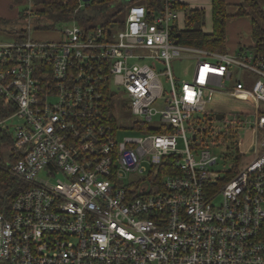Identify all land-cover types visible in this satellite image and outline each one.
I'll list each match as a JSON object with an SVG mask.
<instances>
[{
    "label": "built area",
    "instance_id": "1",
    "mask_svg": "<svg viewBox=\"0 0 264 264\" xmlns=\"http://www.w3.org/2000/svg\"><path fill=\"white\" fill-rule=\"evenodd\" d=\"M177 2L129 4L113 26L63 22L52 39L30 23L25 38L0 40V132L20 182L0 208V264H264V53L176 42ZM189 57L178 85L171 62ZM124 110L142 133L118 139ZM218 113L242 156L225 171L198 137ZM157 115L150 126L167 130H146Z\"/></svg>",
    "mask_w": 264,
    "mask_h": 264
},
{
    "label": "trees",
    "instance_id": "2",
    "mask_svg": "<svg viewBox=\"0 0 264 264\" xmlns=\"http://www.w3.org/2000/svg\"><path fill=\"white\" fill-rule=\"evenodd\" d=\"M25 0H13V3H20ZM81 0H32V19L31 22L35 28H53L56 25L76 20L86 28L90 29L96 25H112L119 19L117 15L124 11L127 5L132 3H143L149 11L160 10L163 6V0H90L80 6ZM177 6L185 11L184 27L175 26L172 31L173 39L181 44L197 46L201 48L227 51L226 36L227 23L230 17L248 15L251 18V35L254 44L251 49L264 53V7L260 0H239L232 3L228 0H212V31H206L205 10L203 8L191 7L187 3H181L179 0ZM232 6V9L230 7ZM28 7L19 11L17 19H11L0 15V29H11L15 21L28 17ZM17 23V22H16ZM32 26V25H31ZM113 26V25H112ZM7 27V28H6ZM11 32H16V38L23 39L27 35L26 27L21 26ZM245 48V47H240ZM115 99H108L107 105L112 110L115 107ZM0 114H3L0 108ZM115 123L116 118L112 116ZM204 134L210 135L214 148L224 145L228 150L235 142V133L233 127H226L222 130L214 131L209 123ZM146 130L157 132L166 131L167 128H152L149 124L145 126ZM210 129L212 132H210ZM11 136L3 135L0 132V208L8 210L12 201L20 190L19 180L10 172L8 161L14 158L10 154L8 144L12 143ZM239 156V155H238ZM237 156V158H239ZM165 161L160 165V171L157 176V182L162 181L166 174Z\"/></svg>",
    "mask_w": 264,
    "mask_h": 264
},
{
    "label": "rangeland",
    "instance_id": "3",
    "mask_svg": "<svg viewBox=\"0 0 264 264\" xmlns=\"http://www.w3.org/2000/svg\"><path fill=\"white\" fill-rule=\"evenodd\" d=\"M203 2H201L203 5H205V8L207 9V14H206V23H205V28H209L210 24H211V15H210V0H202ZM30 2L28 0H25L23 2L20 3H13V0H0V15L7 17V18H11V19H17L19 16V11H21L23 8L25 7H29ZM126 17V10L124 9L123 12L119 13L117 15V18L119 20H124ZM250 17V16H249ZM32 17H27L18 21H15L14 24L12 25H8V28L13 29L12 31L19 29L21 26L26 27V29H28V25L31 23V33L35 38L38 39H52V38H58L59 32L56 31L55 27L53 28H43V29H39V28H35L31 22ZM17 22V23H16ZM61 24V23H60ZM6 27V28H7ZM11 29H0V40L3 41H7V40H13L14 38H16V32H11ZM27 32L29 33V29L27 30ZM247 35H250L249 32H247ZM195 63V58L194 57H189V58H182V59H174L171 62V67H172V73L174 76V79L176 81V83L178 85H180L182 83L183 80H186L188 78H190L191 74H192V69ZM166 64L164 63H159L158 65V69L160 72L164 71L166 69ZM160 78L161 81L163 83L164 86V94L165 96H169L170 93V87H171V80L169 75L165 74V73H161L160 74ZM227 101V100H226ZM225 100L223 103H227ZM231 103H229L228 105L226 104L223 108L226 109L227 106H236L235 103H233V101H230ZM238 106H240V104H237ZM221 106V107H222ZM205 116L204 113L202 112H197L194 117L195 118H201L203 119ZM229 114H226V117L229 118ZM136 117L132 114V112L130 110H124L121 115H120V120L118 121V124L120 126V128L117 131V138L118 139H122L127 135H134V134H141L142 132L140 131H135L133 129L130 128V126L128 124L132 123L133 120ZM160 117L159 115H157L155 117L154 121H150L149 125L153 126V124L156 126L157 122L159 121ZM19 121L17 119H13L10 120L9 123H14L17 124ZM210 127L212 130L214 131H218L219 129H223L224 126V119H218V118H214L212 121H210ZM11 128L13 129L14 126H11ZM187 135L188 138L190 140V142L192 144H194V142L192 141V131L190 130V126L189 123H187ZM210 129V132H212ZM210 134V133H209ZM207 134L205 135L203 132H199L198 133V137H202V136H206L208 137V140L210 139V135ZM243 137H246V134H243ZM207 141V140H206ZM209 145L212 149L214 148V145H210L211 140L208 141ZM11 144V143H10ZM10 144H8V149L10 150L11 146ZM178 147L179 148H184L185 147V142H184V138L182 136L178 137ZM216 153L219 156V161H218V165L216 167L217 170H227L230 167H232L235 162L237 163L239 160H242V156L239 157L232 148L231 150H228L224 145L222 146H218L216 148H214ZM237 156L239 158H237ZM127 178V177H126ZM218 202V200H217Z\"/></svg>",
    "mask_w": 264,
    "mask_h": 264
},
{
    "label": "crops",
    "instance_id": "4",
    "mask_svg": "<svg viewBox=\"0 0 264 264\" xmlns=\"http://www.w3.org/2000/svg\"><path fill=\"white\" fill-rule=\"evenodd\" d=\"M181 3H187L191 7L203 8L205 10V23H206V14L207 9L205 5L201 2L202 0H179ZM229 2L235 3L239 0H228ZM210 2V15H211V24L209 28H205L206 31H212V0ZM180 9L179 18H178V26L184 27L185 24V11L184 9ZM232 9V6L230 7ZM251 18L248 15L244 16H233L230 17L227 23V36H226V50L228 52L234 53L237 52L240 47L251 48L254 44L253 37L251 35ZM249 32L250 35H247ZM224 104V105H223ZM226 107L225 103L218 101L217 107L220 109H224L223 106ZM222 106V107H221Z\"/></svg>",
    "mask_w": 264,
    "mask_h": 264
},
{
    "label": "water",
    "instance_id": "5",
    "mask_svg": "<svg viewBox=\"0 0 264 264\" xmlns=\"http://www.w3.org/2000/svg\"><path fill=\"white\" fill-rule=\"evenodd\" d=\"M84 1H90V0H84ZM260 2H261V5L264 7V0H260ZM223 116H224L223 113H218V114L216 115V117H217L218 119H221ZM211 118H212V116H210V119H211ZM202 129L205 130V127L202 128ZM195 136H196V135H193L194 138H195Z\"/></svg>",
    "mask_w": 264,
    "mask_h": 264
},
{
    "label": "flooded vegetation",
    "instance_id": "6",
    "mask_svg": "<svg viewBox=\"0 0 264 264\" xmlns=\"http://www.w3.org/2000/svg\"><path fill=\"white\" fill-rule=\"evenodd\" d=\"M215 117L213 116V119H214Z\"/></svg>",
    "mask_w": 264,
    "mask_h": 264
}]
</instances>
